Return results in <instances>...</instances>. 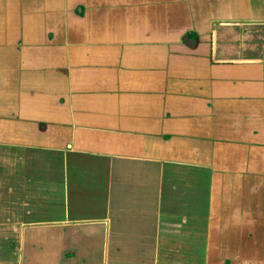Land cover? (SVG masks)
<instances>
[{"label": "crops", "instance_id": "crops-1", "mask_svg": "<svg viewBox=\"0 0 264 264\" xmlns=\"http://www.w3.org/2000/svg\"><path fill=\"white\" fill-rule=\"evenodd\" d=\"M0 194L10 264H264V0H0Z\"/></svg>", "mask_w": 264, "mask_h": 264}, {"label": "rangeland", "instance_id": "rangeland-1", "mask_svg": "<svg viewBox=\"0 0 264 264\" xmlns=\"http://www.w3.org/2000/svg\"><path fill=\"white\" fill-rule=\"evenodd\" d=\"M1 198H2V196L0 194V200H1ZM0 209H2V208L0 207ZM1 211H0V264H3V263L4 264L9 263L10 264L11 261L15 262L14 259H12L13 257L12 258L10 257L9 262H7V260L5 258H2L3 256H5V253H3L2 251H4V250L6 251V246H4L5 240L10 239L12 242H14V240L16 241L18 238L17 235H19L21 233V231L22 232L27 231L29 228H27L28 226H25L26 229L24 230L21 228V226L17 227V225H15V224H17L18 212L16 214H14L12 211H10V212H6V211L1 212ZM6 217L8 218L7 222L5 221ZM28 233L31 234L32 231L29 230ZM35 233L40 234L38 231H36ZM38 236H39L38 237L39 240L40 239L42 240V242L40 244L46 245V241H45L46 237H43V235L41 237V234ZM28 241L30 242L29 239H28ZM10 251H12V250H10ZM27 254H28V252H27ZM25 261L27 262L28 258H26ZM48 263H49L48 260H41L40 261V264H48ZM31 264H35L33 259H31Z\"/></svg>", "mask_w": 264, "mask_h": 264}]
</instances>
